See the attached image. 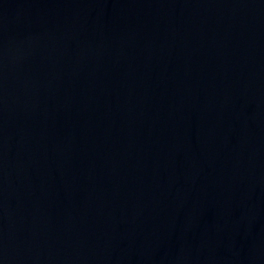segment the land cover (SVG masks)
<instances>
[{
  "label": "water",
  "instance_id": "1",
  "mask_svg": "<svg viewBox=\"0 0 264 264\" xmlns=\"http://www.w3.org/2000/svg\"><path fill=\"white\" fill-rule=\"evenodd\" d=\"M0 264H264V0H0Z\"/></svg>",
  "mask_w": 264,
  "mask_h": 264
}]
</instances>
